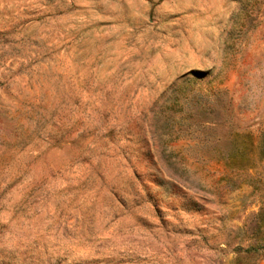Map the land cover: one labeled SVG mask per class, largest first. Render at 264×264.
I'll use <instances>...</instances> for the list:
<instances>
[{
    "label": "rangeland",
    "instance_id": "374dc122",
    "mask_svg": "<svg viewBox=\"0 0 264 264\" xmlns=\"http://www.w3.org/2000/svg\"><path fill=\"white\" fill-rule=\"evenodd\" d=\"M0 264H264V0H0Z\"/></svg>",
    "mask_w": 264,
    "mask_h": 264
}]
</instances>
